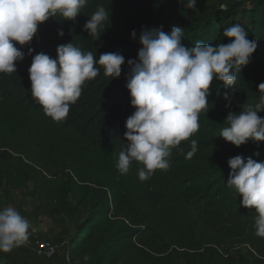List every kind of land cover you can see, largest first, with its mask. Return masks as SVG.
<instances>
[{
  "label": "trees",
  "instance_id": "1",
  "mask_svg": "<svg viewBox=\"0 0 264 264\" xmlns=\"http://www.w3.org/2000/svg\"><path fill=\"white\" fill-rule=\"evenodd\" d=\"M247 1L249 7L228 5L208 13L185 7L187 2L167 12L162 0H88L75 20L50 17L30 45L14 42L25 57L15 62L16 72L0 73V186L28 193L40 214L59 224L66 236L54 242L61 244L59 264L66 255L70 264H264L256 213L226 186L228 159L240 155L264 161V141L237 147L219 136L229 112L259 102L257 86L264 82V0ZM99 5L110 18L96 39L84 24ZM240 22L258 47L237 74L238 90L226 100L224 84L213 81L199 130L172 149L166 171L157 169L141 182L143 165L133 161L121 175L116 162L127 143L125 121L135 111L126 88L127 61L136 59L142 47V26L162 25L165 32L180 26L183 42L191 47L197 41L227 44L231 38L223 37V30ZM68 42L96 59L119 52L125 63L113 79L97 65L99 75L85 82L67 118L57 122L33 98L28 69L35 54L56 58L57 46ZM258 115L264 117V111ZM193 139L198 150L189 159ZM229 240L245 244L247 252L230 250Z\"/></svg>",
  "mask_w": 264,
  "mask_h": 264
},
{
  "label": "clouds",
  "instance_id": "2",
  "mask_svg": "<svg viewBox=\"0 0 264 264\" xmlns=\"http://www.w3.org/2000/svg\"><path fill=\"white\" fill-rule=\"evenodd\" d=\"M183 3V0H180ZM88 0H0V73L16 72V63L25 52L16 46L30 45L41 23L50 17L75 20ZM197 0H187V8H196ZM109 10L97 6L84 30L98 39ZM163 26L146 28L138 36L142 47L136 59H129L126 88L135 111L125 121L127 140L125 149L116 162L118 172L127 174L133 161L143 165L138 169L141 182L154 172L170 167L172 149L188 140L199 130V114L208 110V97L214 80L222 82L229 99L235 92L242 67L250 62L258 44L248 39V32L239 24L223 30V37L231 38L227 44L216 45L195 42L191 47L184 41L183 28L173 26L170 32ZM58 35L63 36L62 29ZM137 38L136 30L131 31ZM34 50L29 47L28 54ZM56 58L39 52L32 57L28 69L31 94L46 115L59 122L67 118L70 106L79 99L86 81L95 79L102 66L105 76L118 78L125 57L119 52L101 53L96 59L92 52H84L72 42L57 46ZM259 102L242 105L240 112H229L227 122L219 136L239 147L251 140L264 141V82L258 86ZM198 150L197 141L191 140V158ZM182 151V149H181ZM258 155V153L256 154ZM231 171L226 186L242 196L241 204L254 209L255 234L264 238V161L251 157L246 160L236 155L227 161ZM31 225L16 209L0 208V252H10L29 239Z\"/></svg>",
  "mask_w": 264,
  "mask_h": 264
},
{
  "label": "rangeland",
  "instance_id": "3",
  "mask_svg": "<svg viewBox=\"0 0 264 264\" xmlns=\"http://www.w3.org/2000/svg\"><path fill=\"white\" fill-rule=\"evenodd\" d=\"M164 8L167 12H173L179 9L183 4L180 0H162ZM187 2V0H183ZM249 7L247 0H197L196 8L208 13L218 10H226L227 6ZM244 22V21H243ZM242 24V22H240ZM60 177L62 171L56 173ZM55 176V175H54ZM12 207L16 209L24 218H26L31 227L35 229L42 237L52 241L58 242V239L65 238L63 230L53 218L40 214L39 209L36 208V201L31 199L30 195L24 191L11 189L5 184L0 186V208ZM58 249H61V244H57ZM60 245V246H59ZM230 250H241L247 252V246L237 240H229L225 244ZM63 249V248H62ZM30 250V251H28ZM32 248H13L10 252H0V264H59L62 257L60 250L57 256L44 257L38 253L31 252ZM182 264V263H180Z\"/></svg>",
  "mask_w": 264,
  "mask_h": 264
},
{
  "label": "built area",
  "instance_id": "4",
  "mask_svg": "<svg viewBox=\"0 0 264 264\" xmlns=\"http://www.w3.org/2000/svg\"><path fill=\"white\" fill-rule=\"evenodd\" d=\"M29 233L28 241L19 247L32 248V251L44 257H53L58 253L59 249L56 243L42 237L32 227H30ZM61 264H70V260L67 255L64 257Z\"/></svg>",
  "mask_w": 264,
  "mask_h": 264
}]
</instances>
